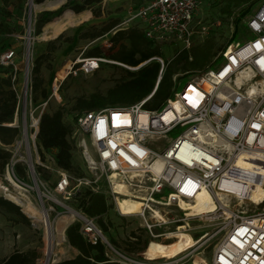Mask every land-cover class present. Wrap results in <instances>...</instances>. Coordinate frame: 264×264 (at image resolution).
<instances>
[{"label": "built area", "instance_id": "2783aa9c", "mask_svg": "<svg viewBox=\"0 0 264 264\" xmlns=\"http://www.w3.org/2000/svg\"><path fill=\"white\" fill-rule=\"evenodd\" d=\"M49 1L56 0L41 4ZM69 1L61 0L59 5ZM202 2L149 0L129 10L122 22L97 39L139 22L145 37L155 45L180 41L188 48L195 34L206 30L196 21ZM33 15L31 10L24 55L20 57L16 47L0 54V65L10 68L8 76L17 97L15 119L4 125L20 131L12 143L0 139V151L10 154L0 180L5 174L11 175L14 182L9 185L18 183V190L26 191L45 212L48 223L46 220L44 225L46 229L49 225L53 233L52 243H57L58 226L62 242L68 241V229L77 228L90 244L105 246L117 262L165 264L167 261H146L135 253L128 256L119 251L103 231L100 217L90 216L79 198L86 191L102 194L110 208L116 207L122 215L127 214L119 209L120 198L143 201L144 212H157L152 206L159 210L177 207L185 215L182 203L194 201L205 189L217 202V210L222 208L224 233L209 257L194 259L190 264H264V210L230 208L233 200L250 201L248 193L257 184L264 186V0L245 22L254 38L245 44L233 40L221 50L219 56L224 61L218 69L192 72L188 84L182 91H175L161 111L144 109L154 91L130 106L107 105L78 114L73 138L75 152L83 159L82 174L63 168L57 150L39 144L42 115L50 100L59 98L60 86L56 82L48 98L34 102L29 72L31 39L33 32L36 34L37 15ZM153 59L160 62L162 75L168 63L162 56ZM102 63L119 62L102 55L80 56L65 69V75L93 74ZM176 126L185 129L169 139L167 134ZM145 190L148 197L141 198ZM160 215L148 216L159 223L164 220Z\"/></svg>", "mask_w": 264, "mask_h": 264}, {"label": "rangeland", "instance_id": "374dc122", "mask_svg": "<svg viewBox=\"0 0 264 264\" xmlns=\"http://www.w3.org/2000/svg\"><path fill=\"white\" fill-rule=\"evenodd\" d=\"M147 1L149 0H103L99 4H95L85 10L83 14L74 13L71 7L68 6L56 18L52 19V21L43 27L42 34L37 35L33 32L29 72L33 87L35 83H37L38 87V89L37 87L33 88L34 100L36 99L39 103L43 101L41 94L44 89L48 91V95L50 96L53 85L57 82L60 86V97L50 100L49 109L56 110L61 105H67V108H71L75 99L87 97L94 93L106 94L109 89L116 86L117 82L129 79L131 71H138L137 68L128 65L130 68H127L119 63H102L101 68L93 74L86 75L80 73L78 75H69L65 80L58 81L66 76L65 69L70 66L73 60L80 56L86 57L88 52L96 47H99L102 53L110 58V55L115 53L120 46V43L117 44L112 41V37L115 34H109L100 39H97L99 38L98 35L94 36V34L100 31H108L104 30L107 25L115 20L119 23L122 22L124 17L128 15L129 10L137 9ZM49 2H58L60 4L61 0ZM49 2L42 5L37 0H34V4L37 6L35 8V5L30 0L7 1V4L12 9L13 7L23 5L24 15L20 23L24 27V32L20 33L15 31L10 34L0 29V54L5 50L16 47L20 57L24 55L28 46L29 33L27 23L29 20V12L32 10L33 16H36L41 11H56L64 5L58 4L55 9H49L46 7ZM228 4L229 0H203L196 21H200L201 26L205 25L206 30L205 32H197L195 34L192 46L186 48L184 43L180 41H175L171 44H159V55L168 63V74L174 73L175 71L178 73L174 75L173 80L169 77L166 78L160 95L151 103L152 105L159 104L155 110L161 111L166 105L167 97L174 98L175 91H182L184 89L194 75L192 72L203 71L202 69H197L184 72L185 69L182 63L186 61L188 62L187 66L191 67L192 62L206 50L208 42L215 44V52L217 53V56L213 57L214 62L210 63L208 68L218 69V66L224 61V58L219 56V52L225 45H229L233 40L245 44L246 41L254 38L253 32L250 31L248 24L245 22L251 14L260 9L262 0L253 6L246 16L240 17V19L238 17L239 10L231 13L228 12ZM237 18L239 19L238 21ZM142 28L143 26L141 25H131L124 30L140 29L142 31ZM198 29V31H201V27ZM212 53L214 56L215 53ZM35 65L38 66L37 72L32 71ZM2 96L0 95V98ZM146 108L149 107L145 106L144 109ZM184 129V127L176 126L167 136L169 139H175ZM73 159L75 167L81 169L83 159H81L78 151L75 152ZM105 183L102 185L104 186ZM242 188H238V192L241 193L243 191ZM22 192L26 194L27 199V192L23 190ZM248 198L251 202L248 200L245 202L237 199L233 200L230 208L247 210L248 212L252 210H264L263 184H257L253 187L251 192L248 193ZM124 200L122 199V201ZM199 200L197 203L184 205L186 206V210L194 211L195 215H198L193 216L189 221H187V216L183 215L177 207H165L163 210H159L155 206H152L153 209L159 211L164 217V220L158 223L156 219L148 216L151 213L160 218L157 212L152 210L139 212L140 206L124 204L121 210L129 215H122L113 206L100 218L103 220L104 225L99 223L111 244L120 249L119 251L122 250L128 256L132 253H135V256H140V252L148 246V243L161 244L150 239L152 237L161 239L163 242L165 240L164 244L175 242L174 238L167 237L168 234L177 232L179 224H189V226L179 227L181 231L179 233L177 232L178 235L176 237L178 240L179 238L185 239L186 243L194 244V242H197V244L193 249L180 254L176 259L167 261L165 264H190L194 259L198 260L209 257L224 233V228L222 227L224 221L222 208L217 210L214 205L207 203L208 200L205 202L201 198ZM21 209V212L23 211L24 213H22L26 216L25 208L21 206ZM178 219L180 221L177 222ZM185 228H187V232L184 231ZM151 230L155 235L151 233ZM58 232L60 237L62 232L59 226ZM195 235L197 236L195 237ZM59 237L57 239H61ZM6 240L11 241L10 245L14 241L15 249L37 250L39 253L38 264H45L48 257L51 259L57 257V263L63 260V258L71 256L70 243L68 241L62 242L63 240L60 244H58L59 240H57V243H52L53 248L51 254L48 253L49 239L47 229L43 223L40 222L38 225H34L31 219L27 220L19 213L17 214L5 207H0V242ZM133 247L135 248L133 249ZM106 252L107 257L110 258L109 260L117 262L114 260L115 258L110 251ZM140 257L146 261H150V259L159 260L158 258ZM117 264L123 263L117 262Z\"/></svg>", "mask_w": 264, "mask_h": 264}, {"label": "trees", "instance_id": "16d2710c", "mask_svg": "<svg viewBox=\"0 0 264 264\" xmlns=\"http://www.w3.org/2000/svg\"><path fill=\"white\" fill-rule=\"evenodd\" d=\"M8 0H0V29L7 31L8 33L13 32H24V27L20 23L23 18V5L18 7L10 8L7 4ZM39 3L45 0H37ZM103 0H70L68 3L61 6L56 11H41L37 15L35 22L36 34H42L43 27L56 18L66 7H71V9L77 13L81 14L85 10L91 8L95 4H99ZM260 0H229L227 6L228 12H235L239 10L240 17L246 16L250 12L251 8L259 3ZM233 7L231 8V6ZM234 9V10H232ZM237 18V21L239 20ZM119 22L116 20L105 27L106 32L100 31L94 36L100 37L101 35L108 33L117 26ZM15 39V37H13ZM114 43H120L118 50L112 53L110 60L117 61L119 63L138 67L139 65L145 63L138 71H131L130 78L117 82L115 87L108 90L106 94L94 93L87 97H79L75 99V102L71 108H67V105L58 106L56 110L47 111L42 115V120L39 128V144L47 150L56 149L57 150V160L59 165H61L66 170L74 172L76 174H82L81 169L75 167L74 165V152L76 149L75 138H73L74 127L78 114L82 112H88L89 110L101 109L107 105H121L130 106L133 103L140 102L144 100L148 95H152V100L146 104L150 109H155L158 105H152V101L161 93L163 83L166 78L169 77L173 80V77L178 72L168 74V65L165 71L161 75V64L160 62L153 60L154 57H159L160 47L155 45L151 40H148L143 31L140 29H129L128 31L124 29L118 30L112 37ZM207 48L203 51L200 56L192 62L191 67L187 66L188 62L182 63L184 72H189V70L208 68V65L214 62L213 57L217 56L215 52V44L213 42L207 43ZM228 45H225L221 50L226 49ZM214 52V56L213 53ZM89 56H106L102 53L99 47L92 49L88 52ZM219 57V56H218ZM10 68H6L0 65V139L5 143H12L16 136L19 134L18 128H12L4 125V123L13 122L15 119V111L17 105V97L15 91L11 88V77L8 76ZM33 72L38 71V66L32 68ZM161 75V78H160ZM170 75V76H168ZM160 79V81H159ZM159 81V82H158ZM158 83V84H157ZM32 87L33 84L31 83ZM158 86V87H157ZM37 87V83L34 84ZM33 87V88H34ZM157 87V89H156ZM38 89V87H37ZM42 100L49 97L48 91L43 90ZM171 99L167 97V101ZM34 102H37L35 99ZM39 103V102H37ZM9 153L1 150L0 151V172L4 170L5 163L9 157ZM19 172H22V168L19 166ZM78 202L83 205L86 212L91 216H101L108 211L110 206L106 202V198L102 194H97L93 192L86 191L82 197L79 198ZM0 207H5L10 211L21 214L25 219L29 220L25 214L21 212V207L11 201L0 197ZM99 222L104 225L103 220L99 219ZM68 241L71 246L78 247L80 254L73 259H65L56 264H117L111 262L106 255L105 246L102 244H90L84 237L78 232L77 228L68 229ZM197 235H195L196 237ZM185 239L179 238V240L171 244H157L148 243L146 248L140 252V256H145L143 251L147 249V255L151 258H165L166 256L173 253L176 249L185 243ZM135 247H133L134 249ZM132 249V248H131ZM39 258V253L37 250L29 251H18L16 250L12 255L4 260L0 261V264H38L37 260Z\"/></svg>", "mask_w": 264, "mask_h": 264}, {"label": "bare ground", "instance_id": "6f19581e", "mask_svg": "<svg viewBox=\"0 0 264 264\" xmlns=\"http://www.w3.org/2000/svg\"><path fill=\"white\" fill-rule=\"evenodd\" d=\"M58 4H59L58 2L57 3L49 2L46 7H48L49 9L50 8L51 9L52 8L55 9ZM34 5H35V8H37L36 4H34ZM62 29H63V27H62ZM240 164L244 165L243 163H240ZM128 179L126 178V180H128ZM126 180L117 183V186H119L121 183H124ZM9 182H14L12 176L8 175V174L3 175L1 180H0V197L7 199V200L11 201L14 204L15 203L20 204L19 205L20 207L23 206L25 208V211H26V214H27L26 216L29 219H31V221H33L34 224L38 225L40 222L44 224L46 222V220H47V223H48V219L45 218V212L37 204H35L34 202L30 201L28 196H27L28 198L26 199V196H25L26 194L24 192H22V190H18L19 187L21 188V186L18 183H14V185L10 186ZM140 197L141 198L148 197V190L143 191L141 193ZM199 198L203 199L204 202L208 200L207 203H209L211 205H214L216 209L218 208L217 202L215 201V199L212 198V195L209 192V190H205L204 189V190H202V191H200L198 193V195L196 196L194 201H192V202H183L182 203L183 209L185 210L184 214L187 215V221H189L193 216H198V215H195L194 211L191 212V210H186L185 209L186 206H184V205H190V204L197 203L198 201H200ZM118 202H119L118 206H119L120 210H121V208H123L124 204H126V205H128V204L134 205L135 204V205H138V206L141 207L139 212H142L143 211V206L145 205V203L143 201L139 200V199L132 200V199H126L125 198L124 201H122V199H119ZM122 213L125 214L124 212H122ZM157 214L160 215L159 211H157ZM127 215H129V214H127ZM181 226L185 227V226H189V224H185V225L184 224H179V227H181ZM179 227L177 229L178 233L181 231V229ZM184 231L187 232V228H185ZM177 232H175L176 234L175 233H169L167 237L168 238H174L175 241H176V240H178V238L176 237V235H178ZM47 233H48V239H49L48 240V247H49L48 248V251H49L48 253L51 254V250L53 248L52 247L53 233L51 232L49 225H48V228H47ZM58 237H59V235H58ZM59 238H61V239H58L59 240L58 244H60L62 239H63V233H61V236ZM150 239H152V240H154V241H156L158 243H161V245H163L164 242H165V240L163 242V240L155 238V237H152ZM196 244H197V242H194V244L185 242L182 246H180L178 249H176L173 253H171L170 255L166 256L165 258H159V260H151L150 259V261H152V262L164 261L165 262V261H169V260H174V258L179 257V255L182 254L183 252L193 249V247ZM147 249L144 251V255H145L146 258H148ZM56 258L50 259V261H49L50 263L49 264L56 263V261L58 260V259L56 260ZM47 260H46L45 264H48Z\"/></svg>", "mask_w": 264, "mask_h": 264}, {"label": "crops", "instance_id": "0c3cea01", "mask_svg": "<svg viewBox=\"0 0 264 264\" xmlns=\"http://www.w3.org/2000/svg\"><path fill=\"white\" fill-rule=\"evenodd\" d=\"M85 12V11H84ZM84 12H82L81 14H83ZM75 13V12H74ZM47 25V24H46ZM135 25H142L141 23H136ZM21 67L22 68H24V63L22 62L21 63ZM110 209V208H109ZM108 209V210H109ZM106 213V212H105ZM104 215V214H103ZM10 242L11 241H8V240H6V241H4V242H0V261L1 260H4L5 258H8L10 255H12L16 250H20V249H15L14 248V241L12 242V244L10 245ZM70 247H71V249H70V254H71V256L70 257H68V258H63V260H65V259H73V258H75V257H77V255L78 254H80V250H79V248L77 247H73V246H71L70 245ZM20 251H24V252H26V251H29V250H20ZM63 260H60V261H58V262H61V261H63ZM57 262V263H58Z\"/></svg>", "mask_w": 264, "mask_h": 264}, {"label": "water", "instance_id": "95a60500", "mask_svg": "<svg viewBox=\"0 0 264 264\" xmlns=\"http://www.w3.org/2000/svg\"><path fill=\"white\" fill-rule=\"evenodd\" d=\"M144 65V63L143 64H141V65H139L138 67H136V68H140L141 66H143ZM59 96V95H58ZM60 97V96H59ZM23 212V211H22ZM24 213V212H23ZM48 260H47V262H48V264L50 263L49 261H50V257H48L47 258ZM56 264V263H55Z\"/></svg>", "mask_w": 264, "mask_h": 264}]
</instances>
